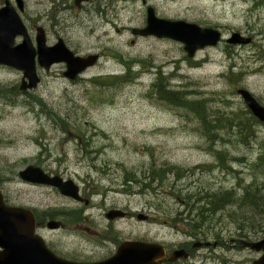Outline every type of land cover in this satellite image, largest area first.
Segmentation results:
<instances>
[{"label":"rangeland","instance_id":"1","mask_svg":"<svg viewBox=\"0 0 264 264\" xmlns=\"http://www.w3.org/2000/svg\"><path fill=\"white\" fill-rule=\"evenodd\" d=\"M21 1L20 17L33 46L40 27L48 45L59 37L74 53L99 60L74 81L63 76V63L49 71L36 66L40 83L32 91L20 90L22 72L0 66L2 195L43 220L61 221L63 228L44 233L66 259L103 260L128 239L165 243L174 251L189 242L196 250L190 254L208 252L219 262L252 264L250 245L237 244L243 248L233 255L228 240L239 235V242H251L255 231L246 234L244 224L264 229L263 203L255 209L241 201L248 190L264 196V163L257 162L264 157V123L252 126L247 139L234 135V128L212 127L217 118H233L229 113L254 118L238 89L264 107V1L89 0L80 8L74 0ZM148 7L159 19L218 30L222 40L188 58L179 42L136 36L133 30L147 25ZM232 33L251 42L228 45ZM20 42L17 37L15 43ZM122 75L128 76L125 83L97 85ZM159 76L167 90L190 92L187 100L208 107L207 130L197 114L158 98L151 85ZM61 121L67 124L61 127ZM213 152L222 153L226 167ZM27 166L72 181L84 202L54 187L27 185L18 176ZM223 193L229 203L222 209L211 211L202 203ZM219 237L227 242L225 249L210 246ZM186 259L174 262L202 264Z\"/></svg>","mask_w":264,"mask_h":264},{"label":"water","instance_id":"2","mask_svg":"<svg viewBox=\"0 0 264 264\" xmlns=\"http://www.w3.org/2000/svg\"><path fill=\"white\" fill-rule=\"evenodd\" d=\"M14 1L18 11L22 12L24 10L22 1ZM86 1L88 0H74V4L79 6ZM146 13V27L133 30V34L179 42L183 44V50L188 58H193L199 50L217 46L222 40L218 30L202 28L184 21L159 19L151 7L146 9ZM17 37L22 38L19 44H15ZM34 41L35 46L18 12L6 0L4 6L0 7V66L22 72V84L19 87L21 91L37 88L40 79L36 74V63L45 71L52 65L63 63L66 68L63 76L74 81L98 60L96 55L86 57L75 55L61 40L53 46H47L44 30L40 27L36 29ZM250 42V38L244 39L238 33H232L226 40L228 45H247ZM236 93L252 116L260 123H264V107L248 91L238 89ZM19 176L25 182L48 185L56 188L65 197L82 201L79 198L78 187L70 180L63 181L57 176L50 177L33 166L20 171ZM33 223L34 219L30 212L6 206L0 194V264H162L166 261L173 262L180 256L187 257L184 250H178L166 259L164 249L159 244L131 241L122 242L113 256L102 261L93 263L69 261L56 256L33 234ZM48 224L56 227L52 222ZM259 245L264 249V240ZM261 262L264 264V258Z\"/></svg>","mask_w":264,"mask_h":264},{"label":"trees","instance_id":"3","mask_svg":"<svg viewBox=\"0 0 264 264\" xmlns=\"http://www.w3.org/2000/svg\"><path fill=\"white\" fill-rule=\"evenodd\" d=\"M228 73L233 74L229 70ZM127 75H122V76H111L107 77L105 79H102L101 81H97V85L100 87H113L116 86L119 83H125L127 79ZM167 85L163 83L162 78L159 76L157 80L155 81L154 84L151 85V90L154 91L158 98L162 101H165L169 104H172L176 107H180L186 110H189L195 114H197L200 117V122L202 124V128L204 130H207L206 123L207 121L204 119L203 114L206 110H208L207 106H199L200 102L198 101H192V100H187V97L192 95L190 92H179V91H174V90H167L166 89ZM1 90V89H0ZM5 92V91H3ZM39 103H42V100L37 99ZM222 114H226L225 112H221ZM233 118L231 119H225L224 116L221 118H217L219 121V124H215L212 128L214 130H221L223 128H219L221 125L222 127H227L229 129L234 128L236 133L234 135H239L240 137H243L245 139L249 138L250 133H252V126L258 124V121L255 118H250L246 120H242L238 118L236 115L229 113ZM225 122V123H224ZM64 121H61V127L66 125ZM226 125V126H225ZM242 138V142L244 143L245 140ZM261 150L263 151L264 154V143L261 144ZM214 156H216V161L218 162V165L220 167H226V162L225 159H221V152H213ZM261 158L259 157L257 159L258 163H261ZM170 170V169H169ZM155 175L159 178H161L160 172L155 173ZM146 181V177H144ZM226 195V196H224ZM228 194L223 193L222 195L219 194H213L210 195L207 199H205L202 203H204L211 211H216L218 209H222L223 205L228 204L229 200H225L227 198ZM252 196L250 194H246L241 201L243 203H250L252 200ZM200 201H197V203Z\"/></svg>","mask_w":264,"mask_h":264},{"label":"flooded vegetation","instance_id":"4","mask_svg":"<svg viewBox=\"0 0 264 264\" xmlns=\"http://www.w3.org/2000/svg\"><path fill=\"white\" fill-rule=\"evenodd\" d=\"M74 4V2H73ZM1 6V5H0ZM75 6V5H74ZM76 8H80V7H77L75 6ZM25 10H23L21 13L23 14ZM36 28V27H35ZM45 37H46V33H45ZM34 39H35V36H34ZM60 40L59 37L56 38V42ZM46 42H47V39H46ZM49 43V42H48ZM51 44V43H50ZM55 44V43H54ZM52 44V45H54ZM48 45V44H47ZM52 45H48V46H52ZM53 67V66H52ZM27 185H36V184H28ZM43 186V185H41ZM264 192V189L262 190ZM246 194H250L253 198L251 200L250 203H247V204H243L245 206H249V207H252V208H255V209H259L263 203V223H264V196L261 197V194H260V190H248L246 191ZM83 198V197H82ZM84 199V198H83ZM3 200H4V203L8 206H11V207H19V208H24L26 210H29L33 213V216H34V227H33V233L39 237V239H42L45 244L47 245V247L52 251L53 249L51 248V243L50 242H47L46 241V235L44 233L45 230L47 229H50V230H53V229H61L64 227V225L62 224L61 221L59 220H55L53 219L52 217H48L46 218L45 220L42 219V217L36 212L34 211V209L32 208H28V207H24V206H18V205H12L10 203L9 200H7L5 198V196H3ZM85 200V199H84ZM52 220L54 221L55 223H53L52 225L56 226V227H51L48 223H50L49 221ZM245 227H243V229L245 228L246 229V234L249 232V231H255V238H253V240L251 242H247L246 244L244 242H239V235H236L234 238L228 240V242H230L231 244L229 245V248L232 249V254L235 255V253H239L241 250H242V246H237V244L239 243H242L243 246H245V248H247V244L250 245V247H248V253H250V255L248 256V260L249 262H252V264H263L261 262V260L264 258V249L262 247H260L259 243H261L263 240H264V229L258 231V229L261 227V226H258V228L256 229L255 227H253L252 225L250 224H244ZM222 236V235H220ZM220 240L219 242L217 240H214V241H210L211 243H213L212 245H210L211 247L213 248H216L217 246H221V248H224L225 249V246L228 245L227 242H224V239L219 237ZM207 239V235H203L202 237V240H206ZM124 240H128V239H123L121 240L119 243H117L116 245V248L115 250L117 249V247L119 246V244L124 241ZM112 244L111 242L107 245H110ZM162 246L164 247V250H165V257L166 259H168L172 252L174 251L172 249L173 246H170L168 244H165V243H161ZM183 246L186 253H188V258L186 259V261H189L191 259L193 260H201L202 264H207V263H212V264H227L226 262L222 261V262H219L218 259L215 258V255L214 254H211V253H204V254H201V255H197V254H190V251L192 252H195L196 250L192 248V245L189 244V242H185L183 243ZM208 246V247H210ZM207 247H204V249H206ZM56 250V249H55ZM176 250V249H175ZM115 252V251H114ZM113 252V253H114ZM56 255L60 254L59 252H54ZM252 254H256L258 256H254V258L252 257ZM113 254L109 255L108 257L112 256ZM59 256V255H58ZM106 257V258H108ZM105 258V259H106ZM179 262V261H177ZM177 262H169V261H166L164 262L163 264H177ZM251 264V263H250Z\"/></svg>","mask_w":264,"mask_h":264},{"label":"bare ground","instance_id":"5","mask_svg":"<svg viewBox=\"0 0 264 264\" xmlns=\"http://www.w3.org/2000/svg\"><path fill=\"white\" fill-rule=\"evenodd\" d=\"M132 192V191H131Z\"/></svg>","mask_w":264,"mask_h":264}]
</instances>
